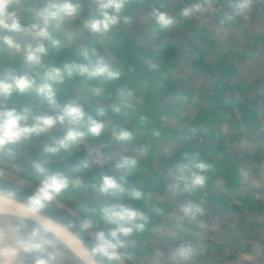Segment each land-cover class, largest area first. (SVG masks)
<instances>
[{"label": "crops", "instance_id": "obj_1", "mask_svg": "<svg viewBox=\"0 0 264 264\" xmlns=\"http://www.w3.org/2000/svg\"><path fill=\"white\" fill-rule=\"evenodd\" d=\"M202 1L125 0L118 22L106 32L94 33L86 24L99 18L96 0H72L79 5L77 15L66 18L59 28L53 22L48 29L51 39L0 29V36H11L21 45L16 51L0 43V80L27 75L34 81V87L23 93L0 96V111L15 109L26 115L21 126L27 127L37 117H58L69 104L79 105L85 113L78 124L57 121L47 131L9 145L10 152L0 151V173L32 189L44 178L36 173L35 163L49 174L67 176L69 187L53 201L84 225L91 221L93 227L88 229L93 233L107 235L115 228L103 219L104 207L124 206L143 213L146 220L136 223H144V229L120 237L123 264H202L214 256L206 219L217 214L230 222L264 221V210L255 201L264 177V136L255 121L257 112L264 110V16L258 15V35L249 37L239 21L231 20L238 0H221L226 11L216 23L229 26L226 50L213 30L196 26L194 13L182 15L184 8ZM51 2L10 0L9 11L26 28L42 26L37 13ZM257 2L264 7V0ZM157 9L174 18L167 29L156 24ZM40 45L46 49L41 62H27L28 46ZM99 60L118 71L119 77L66 71L80 65L92 68ZM53 68L61 70L62 80H46L45 74ZM44 83L52 86L55 104L38 94L36 89ZM89 117L104 125L100 135L86 134L66 149L47 151L58 147L70 128L87 133ZM121 130L129 131L132 139L118 141ZM82 141L100 145L110 156L106 172L97 171L78 150ZM122 157L136 160L130 172L116 167ZM193 161L208 168L195 169ZM181 164L189 167L181 170ZM193 171L205 177L203 187L174 193L171 186L179 184L183 189L179 177L189 178ZM105 176L125 191L101 193ZM132 190L142 197L132 198ZM188 203L203 210L197 222L179 219L181 206ZM189 243L197 249L190 262L170 259L178 246ZM209 259L207 263L213 264Z\"/></svg>", "mask_w": 264, "mask_h": 264}, {"label": "clouds", "instance_id": "obj_2", "mask_svg": "<svg viewBox=\"0 0 264 264\" xmlns=\"http://www.w3.org/2000/svg\"><path fill=\"white\" fill-rule=\"evenodd\" d=\"M9 3L10 0H0V29L14 33L28 34L31 32L34 33L35 36L43 39H51V34L48 29L53 22H55V27L59 28L66 18L76 16L79 9V5L73 3L72 0H59V2L53 0V2L49 3L37 13L41 18L42 26L33 24L31 28H26L21 25L15 13L9 11ZM96 3L99 18L89 20L86 27L94 33L106 32L118 22V14L124 8L125 0H96ZM248 6L249 0H238L235 6L237 14ZM109 9L113 10L114 14H110L108 11ZM200 10L201 5L195 3L184 8L182 10V15L189 16ZM153 16L156 24L161 29H167L174 23L173 17L158 9L153 11ZM0 43L9 49H15L16 51H20L21 49V45L8 35L0 36ZM53 43L58 44V41L54 40ZM45 51L46 49L43 45L34 49L28 46L25 57L26 61L39 64L41 62V54L45 53ZM83 55L87 57V51H85ZM66 71L69 75H71L73 71H76L80 74H87L90 77H105L107 79H115L120 75L118 71L113 70L109 65L105 64L103 60L97 61L96 65L92 68L80 65L78 67H66ZM45 78L49 81H60L63 79V75L60 69L53 68L45 74ZM33 87L34 81L29 76L10 75L8 79L0 80V96L8 98L13 91L23 93ZM36 90L49 104H55L54 91L49 83L40 85ZM117 111H119V109H117ZM84 118L85 113L79 105L69 104L65 106L62 114L58 117H37L36 123L31 127H27L21 126V121L27 119L26 115L18 113L15 109L0 111V151L7 150L10 152L11 150L8 148L9 145L16 144L22 138L30 134L45 132L55 125L57 121L63 123L65 119H67L70 124H78L83 121ZM103 128L104 125L102 123L89 117L87 133L77 128H70L66 136L58 141V147L49 148L47 151L55 153L59 148L66 149L70 144L76 142L86 134L98 136ZM116 139L118 141H129L132 139V134L129 131L121 130L116 134ZM135 165V159L122 157L116 167L130 172ZM178 167L184 170L188 168L189 165L181 164ZM191 167L206 170L208 165L193 161ZM34 168L37 174L44 177L40 185L34 189V194L29 201L31 209L36 212L44 208L47 202L53 201L60 196V194L69 187L70 180L61 173L49 174L48 170L40 163H35ZM179 179L184 181L183 189L180 188L179 184H173L171 190L174 193L179 191H192L196 188L203 187L205 183V177L199 175L195 171L191 173L189 178L181 176ZM75 183L79 184V181ZM99 191L103 194L115 195L116 193L124 192L125 189L114 178L105 176L99 186ZM129 195L134 199H140L142 197V193L138 190L130 191ZM181 211L185 216L194 220L197 214L202 213L203 210L198 205L188 203L181 206ZM102 217L106 222L114 224L115 228L107 235L102 231L92 233L97 242L92 252L94 255H102L108 260L120 261L125 255L119 251V249L124 246V242L120 237H127L131 235L133 231H142L145 227L144 223H136V221L146 220V217L140 211L124 206L104 207L102 209ZM85 227L91 229L93 227L91 221L86 222ZM37 235L38 233L33 231L28 239L18 240L15 247L0 246V264H9V259L15 257L21 251L25 253H45L44 256L35 261V264H53L57 258L56 253L47 251L45 247V245L50 244L51 241L36 242L35 238ZM0 239H2V236H0ZM196 254L197 249L191 243L181 244L174 250L170 259L190 262Z\"/></svg>", "mask_w": 264, "mask_h": 264}, {"label": "rangeland", "instance_id": "obj_3", "mask_svg": "<svg viewBox=\"0 0 264 264\" xmlns=\"http://www.w3.org/2000/svg\"><path fill=\"white\" fill-rule=\"evenodd\" d=\"M204 1L205 0H203L202 3ZM255 1L259 4L257 0ZM221 4H223V2H221ZM236 4L231 11V20L233 18V11L236 9ZM223 6L224 12L222 17L226 11L224 4ZM200 12H194L196 26H199L197 25L198 21L196 14ZM258 15L262 16L260 13L256 14L257 23ZM220 18L214 20L205 27L213 30L216 39L224 46L225 42L223 40L221 41V37H219L216 31L217 28L223 27L216 23ZM233 22L238 21L236 20ZM258 28L260 32L259 25ZM241 29H243L242 24ZM224 48L226 49L227 47L224 46ZM235 113L237 116L240 115L238 108L235 109ZM261 114H264V110L257 112L255 121L258 127L257 129L262 136H264V132L260 130L258 121V116ZM261 171L264 172V169ZM0 175L6 178V175H2L1 173ZM262 181V186H259L255 192V201H257L264 210V177H262ZM215 217L221 219L225 223L224 227H221L219 231L214 230L211 221ZM193 222H197V219L195 218ZM204 224L208 228L210 234L209 245L211 244L210 248H212L211 250L214 255L211 257V260L209 257L206 259L212 261L213 264H264V221L255 222L240 219L238 222H230L228 219L214 214L209 219H206ZM33 231L38 233L35 238L36 242L51 241V243L46 244L45 247L47 251L56 253L57 258L53 264H90L51 228L44 226L37 220L35 221V219L28 215L18 214L10 211L8 208H2V206H0V236H2V239H0V246L15 247L18 240L28 239ZM44 255L45 253L42 252L25 253L21 251L18 255L9 259V264H35V261ZM206 259L202 264L211 263H207L208 260Z\"/></svg>", "mask_w": 264, "mask_h": 264}, {"label": "built area", "instance_id": "obj_4", "mask_svg": "<svg viewBox=\"0 0 264 264\" xmlns=\"http://www.w3.org/2000/svg\"><path fill=\"white\" fill-rule=\"evenodd\" d=\"M224 12V6L221 4L220 0H205L201 4V12L196 14V18L199 25L202 28L211 24L214 20L222 17ZM260 13L264 16V8L257 4L255 0H249V6L237 14V9L233 11L232 21H240L243 30L250 36L255 37L259 33L258 23L256 20V14ZM229 26L224 25L223 27L217 28V34L221 37V41H225V32ZM227 50V49H226ZM259 127L262 132H264V114L258 116ZM78 150L85 153L94 166V168L99 172H106L110 164L111 158L109 155L103 152V148L98 145L91 143L89 141H82L78 145ZM179 218L182 221L193 222L194 220L190 217L184 215V213L179 214ZM214 230L219 231L221 227H224L225 223L215 217L212 220Z\"/></svg>", "mask_w": 264, "mask_h": 264}, {"label": "water", "instance_id": "obj_5", "mask_svg": "<svg viewBox=\"0 0 264 264\" xmlns=\"http://www.w3.org/2000/svg\"><path fill=\"white\" fill-rule=\"evenodd\" d=\"M34 194V189L11 181L0 175V195L11 196L15 201L31 209L29 201ZM49 216V218L63 224L84 244L86 249L98 264H123L120 261L108 260L102 255H94L92 249L96 245V240L92 231L85 227L84 223L70 210L62 207L55 201L47 202L46 206L38 211Z\"/></svg>", "mask_w": 264, "mask_h": 264}, {"label": "bare ground", "instance_id": "obj_6", "mask_svg": "<svg viewBox=\"0 0 264 264\" xmlns=\"http://www.w3.org/2000/svg\"><path fill=\"white\" fill-rule=\"evenodd\" d=\"M0 206L2 208H8L10 211H13L18 214L28 215L43 224L51 228L56 232L63 240L69 244V246L76 251L83 259L88 261L90 264H98L89 251L86 249L84 244L77 238V236L71 232L63 224L49 218L48 215L43 213L34 212L32 209L21 204L20 202L15 201L11 196L0 195Z\"/></svg>", "mask_w": 264, "mask_h": 264}]
</instances>
